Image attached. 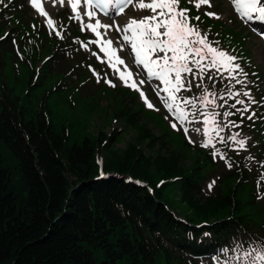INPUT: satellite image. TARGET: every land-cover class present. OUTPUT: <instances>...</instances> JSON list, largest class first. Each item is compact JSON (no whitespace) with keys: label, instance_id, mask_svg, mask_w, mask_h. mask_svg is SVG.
Returning <instances> with one entry per match:
<instances>
[{"label":"trees","instance_id":"obj_1","mask_svg":"<svg viewBox=\"0 0 264 264\" xmlns=\"http://www.w3.org/2000/svg\"><path fill=\"white\" fill-rule=\"evenodd\" d=\"M12 15L22 22L21 13ZM23 30L20 38L31 31ZM6 40L0 38L1 81ZM32 76L27 69L22 93L3 84L0 91V264H196L192 258L235 237L264 243V208L247 170L223 173L214 194L203 196V181L216 170L209 154L183 140L198 152L195 160L204 157L183 166L180 152L139 124L143 110L122 103V89L114 116L133 126L134 139L123 149L114 146L116 131L76 142ZM170 185L188 210L182 219L167 200Z\"/></svg>","mask_w":264,"mask_h":264},{"label":"rangeland","instance_id":"obj_2","mask_svg":"<svg viewBox=\"0 0 264 264\" xmlns=\"http://www.w3.org/2000/svg\"><path fill=\"white\" fill-rule=\"evenodd\" d=\"M185 1L187 2V0ZM211 3V8L207 5H202L199 12L204 14L209 11L217 13L220 16L219 19L214 17L210 18L214 21H222L225 25L221 28L219 27L217 31H213L212 35L207 31L209 40L214 42V46L236 57L235 63L239 64L243 70L242 73L237 76V79L243 81V83L236 84L234 90L248 91L251 100L256 101V103H251L248 112L243 115L236 112V109L231 108V105L235 102L231 99L228 100V104L225 108L217 109V111L228 110L236 112L234 116L226 119H231L238 123L242 121L240 127L226 129L221 135L239 132L241 137L250 138L246 144V150H234V146L214 141L215 149H219L220 152L226 153V159L221 160L219 156L213 157L212 153L215 150L213 147L209 146L205 148L201 146L202 140L200 143L194 144L208 150L210 158L212 162L215 163L216 168L215 171L204 179L201 193L203 196L213 195L220 176L242 165L243 167L249 168L252 173L255 172L256 199L264 208V145L258 146V142H263L264 144V137L262 134L258 135L256 131L252 130V123L260 124V128L264 129V61H261L259 57L260 50L264 45L260 35L254 30L255 26L242 23L239 15L233 12L228 2L224 0H211ZM190 5L194 7L193 4ZM45 7L50 11V14L59 25V30L63 38L61 39L59 37L61 45L53 46V48L49 49L48 53L45 54L48 58H45L44 62L49 61L46 67L41 68V64L37 62V77L34 79L36 83L34 86L42 83L41 86H38V89L48 93V100L50 104H52L53 117L63 122L69 129L71 137L76 142H80L85 136L90 138L91 136H96L98 132L103 133L105 136H110L116 131L117 136L114 146L123 149L127 143L134 139L136 133L133 126L127 125L122 119H116V115L114 116V109L119 106L121 99L119 97L120 92L110 89L112 86L105 82L106 80H112L117 84L116 87L128 88L138 95L136 99L134 97L131 99L124 93L125 96L122 99V103L124 104V99L127 101L128 107L130 106L129 111H138L139 108L143 110L138 115L139 124H144L156 136L162 135L161 139H164L167 143L166 149L180 152L182 154L183 166L190 169L198 163L199 165L203 163V155L198 158L197 161L195 157L198 155V152L188 148L185 149L183 145H181L183 137L186 138L183 128L179 125L178 121H174V118L161 103L155 91L156 86L154 85V81L147 80L145 75L143 78H145L146 82L139 86V90L125 86L123 82L118 79L119 72H123L125 70L124 67L117 64L115 68H113L109 64L107 56L100 52L99 47L89 43L90 39H95L94 34H90L88 31H81L80 22L70 18L73 15L68 5L65 4V6L61 7L60 4L57 3L55 9H52L50 5H46ZM187 8L189 9V7ZM11 9L20 11L23 14L24 23L30 24V21L34 20L39 33L46 34L48 37L55 35L44 23V19L36 13L35 9L31 6L30 0H0V26L8 30L9 36L13 26L10 21ZM148 14L147 10H138V8H131L126 11V15L129 18L141 17ZM104 19L108 22L116 20L110 17H104ZM113 31L115 35H121L115 32V28H113ZM228 36L230 38L229 40L227 39ZM50 44L51 38H48V45ZM55 44L58 45L57 42ZM85 44H87V47L83 46ZM34 45L37 47L34 48ZM16 51L17 50L14 49V52L17 53L19 57L24 56L27 58L25 51L27 53L30 51L29 55L34 51H39L42 54L45 49L38 47V43H36L35 40H31L26 44L25 50L24 48H19V51ZM243 53L249 55L247 60ZM130 54L131 49L129 47L127 51L124 52V57L127 58ZM118 55H120V53H118ZM83 62H86L84 63L85 67H83ZM24 65L25 64L20 60L7 63L3 81H0V91L3 82L5 86L14 88L16 93H22L24 91V76L27 74V69ZM141 67L142 66L133 64L129 69L131 72H138ZM117 69L119 72L116 71ZM83 70L89 75V79L82 84L74 83L79 78L78 74L80 75ZM60 72L65 73L61 76L62 73ZM61 77L64 80H62ZM140 78L141 77H134V79ZM217 79L219 80V77H217ZM226 83L227 81L219 80V83L216 85V90L225 89ZM232 83L235 82L233 81ZM102 85H106L109 90L100 94L96 93V89L100 88ZM140 91L145 92L148 100L155 105L156 109H159L158 111L149 109L146 106L140 96ZM180 95L198 96L200 95V90L193 88L192 93L182 92ZM238 98L244 100L246 105L249 104V97L241 95ZM66 99L68 101H66ZM94 101L97 102V105L94 104ZM216 103L221 104L223 101L217 100ZM242 107H244V105H237V109ZM253 112H255L256 115L253 116L251 120L247 119ZM159 114L163 115V122L157 117ZM166 117L168 118L166 119ZM192 119L193 117L189 116V120ZM197 119H199V117H197ZM170 120H173L178 125V129H174V133L168 131L167 128V124L172 128L169 122ZM186 126L190 128L202 127V124L193 122ZM256 128V126H253V129ZM198 139L200 138L198 137ZM259 151H261V153L256 155ZM148 153L152 152L148 151ZM100 160H103V155H100ZM228 163L232 164L231 168L227 166ZM252 167L254 168L252 169ZM213 181H215V183L212 188L209 189V184ZM166 190L167 200L172 201L173 207L176 208L175 213L187 214V208L180 203L178 189L170 185ZM239 244H244L249 248H260L264 246V244L258 240L235 237L231 245L226 247L224 251H221L220 255H216L214 258H212L213 255H210L202 258H195L194 260L197 264H239L235 259L237 253L233 251ZM183 256L187 255L183 254ZM187 257L189 258V256ZM214 261L217 263H214Z\"/></svg>","mask_w":264,"mask_h":264},{"label":"snow or ice","instance_id":"obj_3","mask_svg":"<svg viewBox=\"0 0 264 264\" xmlns=\"http://www.w3.org/2000/svg\"><path fill=\"white\" fill-rule=\"evenodd\" d=\"M57 2L61 7L65 6V0H30L31 6L44 18V23L51 32L62 39L59 25L45 8L50 5L55 9ZM187 2L193 4L197 11L202 5L212 7L211 0ZM230 3L240 18L264 22V0H230ZM67 5H70L73 13L70 18L80 22L81 31L94 34L95 39H90L89 43L99 47L113 68L117 64L125 66L124 72L116 70L119 72V81L135 90L145 84V75L147 80L157 82L155 91L161 103L174 121L179 122L190 144L200 143L202 140V147L211 146L215 149L216 141L234 146V150H246L250 138L241 137L239 132L221 135L231 127L239 128L242 123L226 118L234 116L236 112L243 115L248 112L251 103H256L251 100L248 91L234 90L236 84L243 83L237 79L243 70L235 63V56L214 46L207 31L202 30L199 24L192 23L193 20L200 21V16H190V10L180 6L181 0H67ZM130 5H135L138 10H147L149 14L129 18L126 9H129ZM109 8L116 9V13L123 17L118 24L102 22L96 18V10L107 16ZM205 14L220 18L219 14L210 11ZM83 17H87V22ZM113 28L121 35H114ZM261 34L264 35V32ZM83 46L87 47V44ZM129 47L134 57L130 54L125 58L124 52ZM117 52L120 55H117ZM113 59L115 64H112ZM133 64L142 67L138 72L127 71ZM217 77L227 81L225 89L216 90L219 83ZM233 81L235 83H232ZM105 82L112 87L117 86L112 80ZM193 88L199 89L200 95H180L182 92L192 93ZM241 95L249 97L248 105L238 98ZM140 96L149 109L159 110L148 100L144 91H140ZM230 99L235 101L231 108L236 109V112L217 111L218 108H225ZM217 100L223 103L217 104ZM237 105L244 107L237 109ZM255 115L253 112L247 119L251 120ZM189 116L193 119L189 120ZM174 121L170 120V125L173 129H178ZM193 122L202 124V127L186 126ZM212 155L214 158L219 156L221 160L226 159V153L220 152L219 149H215ZM227 166L231 168L232 164L228 163ZM214 183L215 181L209 184V189ZM233 251L237 253L235 259L239 264H264V246L249 248L239 244Z\"/></svg>","mask_w":264,"mask_h":264},{"label":"bare ground","instance_id":"obj_4","mask_svg":"<svg viewBox=\"0 0 264 264\" xmlns=\"http://www.w3.org/2000/svg\"><path fill=\"white\" fill-rule=\"evenodd\" d=\"M57 3H59V2H57ZM65 4L67 5V0H65ZM229 5H230V7L232 8V10H234L233 9V6L231 5V3H230V1H229ZM70 6V5H69ZM131 8H133V9H135V8H137L135 5H131L130 7H129V9H131ZM234 12V11H233ZM96 18H98V19H101L102 20V22H108L106 19H104L103 17H99V16H97ZM83 19L87 22V19L86 18H84L83 17ZM123 19V17L122 16H120V18L119 19H117V20H114V24H118L121 20ZM101 31H103V30H101ZM112 33L114 34V31H113V29H112ZM115 35V34H114ZM118 53L119 52H117V55H118ZM259 57H260V60L261 61H264V47L260 50V53H259ZM112 63H115V60L113 59V61H112ZM123 67H124V69H125V66L124 65H122ZM124 71H126V69L124 70ZM123 71V72H124ZM127 71H130V69L128 68L127 69ZM154 85L156 86V88H157V82H154ZM162 87V86H161Z\"/></svg>","mask_w":264,"mask_h":264}]
</instances>
